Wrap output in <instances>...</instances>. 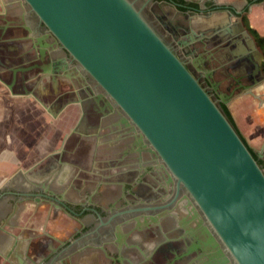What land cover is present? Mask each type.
<instances>
[{
  "label": "water",
  "instance_id": "water-1",
  "mask_svg": "<svg viewBox=\"0 0 264 264\" xmlns=\"http://www.w3.org/2000/svg\"><path fill=\"white\" fill-rule=\"evenodd\" d=\"M25 1V18L0 20V102L27 103L51 79L91 80L143 160L138 184L44 264H264V169L133 2Z\"/></svg>",
  "mask_w": 264,
  "mask_h": 264
},
{
  "label": "flooded vegetation",
  "instance_id": "flooded-vegetation-1",
  "mask_svg": "<svg viewBox=\"0 0 264 264\" xmlns=\"http://www.w3.org/2000/svg\"><path fill=\"white\" fill-rule=\"evenodd\" d=\"M130 1L219 104L225 100L229 106L242 96L254 99L248 93L264 81V53L244 25L245 7L239 9L226 0ZM233 8L241 13L232 16ZM25 14V0H0V20L25 18ZM214 14L236 21L209 36L208 28H198L196 20ZM239 22L256 48H251L239 26L234 34L227 30ZM28 99L37 105L35 126L40 129L36 141L28 143L32 155L26 158L27 166L18 170L17 175H34V181L20 185L17 212L24 233L36 243L35 247L29 243L26 253L31 261L25 264H44L138 184L143 176L142 149L133 151V144H139L135 134L119 117L108 115L119 106L108 101L103 89H98L96 97L91 80L51 79ZM12 103L5 102L9 105L6 116L9 121H21Z\"/></svg>",
  "mask_w": 264,
  "mask_h": 264
},
{
  "label": "crops",
  "instance_id": "crops-1",
  "mask_svg": "<svg viewBox=\"0 0 264 264\" xmlns=\"http://www.w3.org/2000/svg\"><path fill=\"white\" fill-rule=\"evenodd\" d=\"M239 1L241 3L236 5L239 9L241 7L248 9L249 22L264 36V0ZM235 21V17L224 18L220 14L200 16L196 20L198 28H208L209 36L214 29L226 23L234 24ZM248 94L257 100L250 96H242L232 101L228 107L249 144L264 157V81L262 80L260 85L252 86ZM11 107L15 110L16 116H21V121L18 119L9 121L6 116L9 105L0 102V264H25L31 261L26 253L29 243L34 247L36 243L24 233V227L19 224L18 212L14 211V207V212L7 215L12 206L18 205L16 200L20 185L24 184L25 180L33 184L34 175L17 174L21 166H27L26 158L32 155L28 153L30 148L28 143L36 141L40 128L35 126L38 124L37 114L34 113L37 105L31 99H28L27 103L13 102Z\"/></svg>",
  "mask_w": 264,
  "mask_h": 264
},
{
  "label": "trees",
  "instance_id": "trees-1",
  "mask_svg": "<svg viewBox=\"0 0 264 264\" xmlns=\"http://www.w3.org/2000/svg\"><path fill=\"white\" fill-rule=\"evenodd\" d=\"M257 2H261L263 0H256ZM249 2H253V0H250ZM247 8H245L244 12L241 14L244 25L246 26V28L249 30V32L256 38V41L258 43V45L262 48V51L264 53V36H262L249 22V19L247 17ZM222 110L224 111V113L226 114V116L228 117V119L231 121V123L234 125V127L237 129V131L240 133L241 137L243 138V140L245 141V143L248 145L250 151L252 152V154L254 155V157L258 160L259 164L261 165V167L264 168V160L261 159L257 152L255 151V149L249 144V142L247 141V139L245 138V136L242 134L241 130L238 127V124L231 112V110L229 109V107L225 104V103H221L220 104Z\"/></svg>",
  "mask_w": 264,
  "mask_h": 264
},
{
  "label": "rangeland",
  "instance_id": "rangeland-1",
  "mask_svg": "<svg viewBox=\"0 0 264 264\" xmlns=\"http://www.w3.org/2000/svg\"><path fill=\"white\" fill-rule=\"evenodd\" d=\"M226 1H230V2H231V0H226ZM234 3H235V4H240L241 1H239V0H235ZM238 121H240V117H238Z\"/></svg>",
  "mask_w": 264,
  "mask_h": 264
},
{
  "label": "bare ground",
  "instance_id": "bare-ground-1",
  "mask_svg": "<svg viewBox=\"0 0 264 264\" xmlns=\"http://www.w3.org/2000/svg\"><path fill=\"white\" fill-rule=\"evenodd\" d=\"M219 19V18H218Z\"/></svg>",
  "mask_w": 264,
  "mask_h": 264
}]
</instances>
